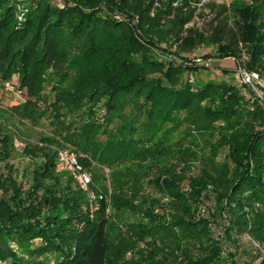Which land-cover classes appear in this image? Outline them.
I'll use <instances>...</instances> for the list:
<instances>
[{
	"label": "trees",
	"instance_id": "trees-1",
	"mask_svg": "<svg viewBox=\"0 0 264 264\" xmlns=\"http://www.w3.org/2000/svg\"><path fill=\"white\" fill-rule=\"evenodd\" d=\"M103 1L106 11L98 8ZM192 1L63 0L62 9L46 0L34 6L0 0V76L9 81L12 73L19 74L20 88L30 95L50 70L59 73L74 63L83 66L82 82L71 88L65 100L86 109V122L74 144L79 148L82 139L90 141L100 152L99 160L107 165L137 158L147 164L156 159L146 143L154 140L163 124H182L177 121L181 113L193 126L192 138L185 144L195 145L192 134L217 135L216 142L227 148L226 163L216 165L203 155L200 159L205 167L193 178L185 176L186 166L194 160L193 148L187 151L179 140L171 154L161 147L179 166L156 169L150 179L166 203L135 193L144 222L137 225L136 241L141 247L131 264H264V103L248 104L233 83L196 78L195 85H188V73L204 68L189 62L184 69L172 66L156 54L158 45L144 27L150 9L158 4L161 10L152 20L154 28L174 16L172 33L183 46L215 45L217 52L213 57L206 55V61L241 59L244 54L247 69L264 77V0L217 6L207 36L195 29L183 30L195 13V8L190 9ZM114 11L123 15L122 22L114 21L110 14ZM184 32L186 37H182ZM71 53L76 54L74 59ZM99 55L103 59L97 65ZM94 70L100 71L96 78L103 83L85 89L83 84L94 78L90 77ZM244 109L247 112L241 115ZM114 123L119 126L112 129ZM12 143V134L0 131V165L9 161ZM39 157L41 165L31 171L32 183L25 188L12 176L14 168L9 163L4 166L7 174L0 175V263L28 264L27 257L30 263L44 258V263L32 264L46 260L47 264H107L110 246L104 201L97 202L90 215L86 195L70 176L56 172V161L48 154ZM54 173L66 178L47 185ZM185 180L189 192L181 186ZM111 183L115 186V181ZM116 184L115 205L122 200L116 190L132 187ZM208 186L217 191L215 196ZM204 201H210L211 210L216 211L210 223L196 220L195 208ZM127 204H117V208ZM156 210L170 213L166 218L156 215Z\"/></svg>",
	"mask_w": 264,
	"mask_h": 264
},
{
	"label": "rangeland",
	"instance_id": "rangeland-1",
	"mask_svg": "<svg viewBox=\"0 0 264 264\" xmlns=\"http://www.w3.org/2000/svg\"><path fill=\"white\" fill-rule=\"evenodd\" d=\"M13 1H24L34 6L40 0ZM209 1L211 0H194L190 2V9L195 8V13L189 23L183 27L184 31L195 29L199 33L208 32L209 24L212 23L216 17V7L220 5L227 6L237 0ZM46 2H48L49 5L57 6L62 9L65 7L63 0H46ZM206 5H211L212 9L206 7ZM98 8L104 11L107 10L104 1ZM160 10L159 5L155 4L153 9L151 8L148 13L147 22L144 23V27H148L146 28L147 31L152 33L149 39L158 45L156 54L159 55V57L162 56L168 63H173L172 66L175 68L184 69L187 62L193 67H198L200 69L203 67L204 69L198 72H195L197 68H193L195 71L190 72V74L188 73V85H195L196 78L202 82L212 80L219 84H236V65L233 60L230 58L225 60L211 58L210 61H208L209 63H205L207 62L204 60L206 55H211L213 57L217 52V47L215 45L204 42L196 45L193 49H188L186 46H183L181 41H178L176 37H174L172 33L173 25L170 23L173 21L174 16L165 18V20L167 19L166 22H163L158 29L154 28L152 20L157 18V12ZM184 12L185 9H183V13ZM110 14L114 21H123V15H120L117 11L110 12ZM180 17H182V15H180ZM204 35H206V33ZM182 37H186L185 32L182 33ZM70 57V59H74L76 54L71 53ZM169 57L171 59H169ZM102 59V56H97L95 64L100 65ZM206 64L209 65L207 66ZM65 68L59 73L50 70L41 81L36 83V90L30 95H27L26 90L20 88L19 74L12 73L9 80V82L13 83L16 94H9L5 90L4 85L7 81H3L0 76V131L2 134L6 132L11 133L13 141L17 139L22 143V147L19 149H14L12 143L13 148L9 155V161L0 165V175L2 173L7 174V170L6 168L4 169V166L9 163L14 168L12 176L25 188L32 183V176H30L31 171H33L35 167L41 165L40 153L48 154V158L55 159V161L56 153L60 150L73 153L79 161H83V164H85L84 169L91 176L92 186L94 187L91 191L95 195H102L103 197L106 207L108 243L110 246L107 264H131L132 257L136 255V252L140 250L141 247L140 243L138 244L136 241L138 232L140 233V229L137 225L144 222V218L142 217L143 207L140 202H137L139 201L137 200L138 198H136L137 194L157 197L158 201L160 200L159 202L162 200V202H165L166 199H162L158 196L156 191L152 188V180L150 179L154 177L156 169L158 171L159 168L164 166H179L177 165L178 163L176 164L173 155L170 157L165 154V151L163 150V152L161 147L163 146L166 150H169L171 154L173 151L177 150L175 143L179 140V144H182L181 147L187 149V151L188 148H193L191 154L194 160L192 159L193 161L188 163L185 172V176L192 178L197 176L205 167L203 160L200 159L203 155H206L208 159L214 160L216 165L221 166L222 163L225 164L227 148L216 142L217 135L204 137L199 134H192L196 136L195 145L191 146L190 144H185L184 142L186 140L192 138L189 136V133L193 129V126L190 123L191 120L187 119L186 114L183 115L181 113L177 115L179 119L177 121L182 124H163L159 129V133L154 135V140L146 143V147L150 149V152L155 151L156 159H151L150 157L149 160L151 159V161L147 164L138 161L139 158H137L133 161L128 160L127 163L121 165H107L106 162L103 163V161L99 160L98 154L100 152L97 151L96 147H93V144L90 145V141L84 140L85 138L82 139L79 148L74 144L75 142H79V131L86 122V109H82L81 106L69 105L70 102H65V100L71 88L77 83L82 82L79 75L83 74L84 68L81 65L79 66L78 63L70 65L69 69L67 67ZM98 74H100L99 70H94L92 72L90 77L94 78L87 80L83 84L85 89H91L93 86L102 85L103 79L96 78ZM246 101L248 104L253 102L251 99H246ZM247 106L249 107V105ZM130 110L131 109H127V113H129ZM246 112L247 110L244 109L240 114L245 115L244 113ZM243 119L246 120L244 117ZM183 120L184 122H182ZM116 126H119V124L117 125L114 123L112 129H115ZM99 134L100 131L96 133L95 137ZM142 144L143 143L140 145ZM211 144H213V151L211 149ZM33 151L34 154L32 153ZM89 152L95 155L96 158H93ZM103 159H106V157L103 156ZM86 162L90 165L87 166ZM153 165H155V167ZM65 178L66 177H63L61 174L54 173L51 180H48L46 184L53 185L56 181L61 183ZM112 180L115 181V186H112ZM117 182L127 183L132 186L129 188L120 186V188L116 190L119 198L122 199L116 203L119 205L128 203L126 208H117V204L115 205L112 201V194L117 187ZM188 183V180L181 183L183 191L189 192ZM207 189L212 193V197L217 193L211 186H208ZM99 201L100 200H97L94 206H97L96 203ZM211 207L213 208L210 201L198 203L195 208L197 213L196 220L201 219L210 223V221L213 220L212 215L216 214L215 209L211 210ZM210 210L213 213H211ZM154 213L159 216L164 215L167 218L170 212L164 211L162 214L160 210H156ZM158 221L160 220L156 219V222ZM218 221L219 225L222 226L224 222H222L221 218ZM46 261L45 264L48 263ZM25 262L28 264L38 262L44 263V258L43 260L42 258L35 259L34 262L30 263V260L26 257Z\"/></svg>",
	"mask_w": 264,
	"mask_h": 264
},
{
	"label": "built area",
	"instance_id": "built-area-1",
	"mask_svg": "<svg viewBox=\"0 0 264 264\" xmlns=\"http://www.w3.org/2000/svg\"><path fill=\"white\" fill-rule=\"evenodd\" d=\"M209 2H215V0ZM231 60L236 65V86L239 88L241 95L245 99L264 103V77L258 72L247 69L244 64L247 60L246 55L243 54L241 59L231 58ZM4 86L9 94H16L13 83L7 81ZM13 147L19 149L22 147V143L15 139ZM56 165V172L69 175L75 187L86 195L88 199L87 209L89 214L92 215L95 208L94 203L97 200L103 201V197L102 195L97 196L91 191L92 179L90 174L84 169L78 158L66 150H60L56 153ZM254 246L260 249L258 244L254 243ZM260 250L263 253L262 249Z\"/></svg>",
	"mask_w": 264,
	"mask_h": 264
}]
</instances>
